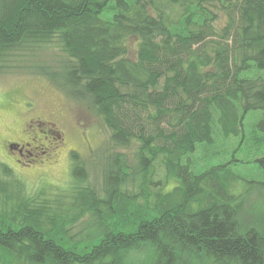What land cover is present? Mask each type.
Wrapping results in <instances>:
<instances>
[{
    "label": "trees",
    "instance_id": "16d2710c",
    "mask_svg": "<svg viewBox=\"0 0 264 264\" xmlns=\"http://www.w3.org/2000/svg\"><path fill=\"white\" fill-rule=\"evenodd\" d=\"M50 43L61 70L39 72L91 105L133 161L99 155V190L71 150L70 188L34 193L0 163V264H133L132 252L140 264H264L231 161L200 173L182 161L214 128L242 135L250 111L264 141V76L241 75L264 70V0H0V72Z\"/></svg>",
    "mask_w": 264,
    "mask_h": 264
},
{
    "label": "rangeland",
    "instance_id": "374dc122",
    "mask_svg": "<svg viewBox=\"0 0 264 264\" xmlns=\"http://www.w3.org/2000/svg\"><path fill=\"white\" fill-rule=\"evenodd\" d=\"M221 12L213 22L217 27L225 24ZM129 46L133 54V42ZM63 59L64 54L58 46L45 44L20 57H11L9 66L0 72V163L12 169L13 177L22 181L26 193L40 189L51 191L52 187L69 189L73 184L71 150H77L89 164L86 183L99 190L103 187L102 162L105 159L97 161L99 155L116 151L133 161V146H111L109 130L91 105L75 99L37 68L45 65L61 70ZM241 75L264 76V70L251 67ZM261 116L260 110L248 112L240 136L224 138L214 128L213 142L198 144L182 161L190 160L194 173L231 161L241 178L236 189L244 192L242 218L246 223L256 224L264 233V160L259 161L264 157V141H253L254 137L262 136L254 131ZM10 143L18 145L10 146ZM21 144L31 152V157L19 155ZM157 172L162 173L159 169ZM126 187L134 189L130 183ZM84 219L87 221V217ZM128 259L140 264L143 254L132 252Z\"/></svg>",
    "mask_w": 264,
    "mask_h": 264
},
{
    "label": "flooded vegetation",
    "instance_id": "af4514ba",
    "mask_svg": "<svg viewBox=\"0 0 264 264\" xmlns=\"http://www.w3.org/2000/svg\"><path fill=\"white\" fill-rule=\"evenodd\" d=\"M9 145L10 146L12 145V146L16 147L18 144L10 143ZM24 146H25L24 144H21L20 147L18 148L19 155L20 156L31 157L32 156L31 152H29L27 149H25Z\"/></svg>",
    "mask_w": 264,
    "mask_h": 264
}]
</instances>
